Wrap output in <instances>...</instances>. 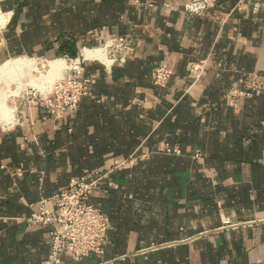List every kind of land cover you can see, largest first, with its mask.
<instances>
[{
  "label": "crops",
  "instance_id": "obj_1",
  "mask_svg": "<svg viewBox=\"0 0 264 264\" xmlns=\"http://www.w3.org/2000/svg\"><path fill=\"white\" fill-rule=\"evenodd\" d=\"M189 1L0 0L1 59L78 55L119 33L135 42L125 63L76 66L96 78L76 109L58 118L33 104L0 130V264H46L36 201L55 214L54 193L95 169H110L89 197L110 218L104 252L53 264L264 259V0ZM205 58L194 81L187 63ZM162 62L174 67L166 86L154 81ZM243 77L263 89L233 100Z\"/></svg>",
  "mask_w": 264,
  "mask_h": 264
},
{
  "label": "built area",
  "instance_id": "obj_2",
  "mask_svg": "<svg viewBox=\"0 0 264 264\" xmlns=\"http://www.w3.org/2000/svg\"><path fill=\"white\" fill-rule=\"evenodd\" d=\"M247 1L250 0H239L237 7L243 9ZM214 3L215 0H191L187 7L191 11H203ZM166 5H170V2ZM100 45L105 47L106 60L99 57H93L90 60H97L107 68H111L118 62L125 63L135 53V42L131 33L111 35ZM81 57L80 52L74 58L75 61L71 67H75V63H81V59L86 60ZM208 65L207 58L190 60L187 63V69L194 76V81H198ZM75 69L55 80L35 104L42 106L52 116L58 118L63 117L67 111L76 109L82 98L89 93L91 84L96 78L93 75H81ZM173 73L174 67L171 63H159L155 70L154 81L158 85L166 86ZM241 81L242 86L231 85L228 89V94L233 100L263 89L262 81L255 77H243ZM133 160L135 157L128 162ZM126 162L116 159L114 166ZM109 171L110 169H95L85 175L73 177L68 187L57 191L52 196L57 206L55 214L50 212L46 198L36 201L37 209L28 217V220L49 226L51 251L46 264H53L63 251H68L74 259H80L90 253L104 252L110 218L105 211L90 202L89 197L95 186ZM251 264H264V259Z\"/></svg>",
  "mask_w": 264,
  "mask_h": 264
},
{
  "label": "rangeland",
  "instance_id": "obj_3",
  "mask_svg": "<svg viewBox=\"0 0 264 264\" xmlns=\"http://www.w3.org/2000/svg\"><path fill=\"white\" fill-rule=\"evenodd\" d=\"M23 56L30 60L32 66L14 63V59ZM75 57L62 54L55 56L19 54L8 58L2 57V59L0 57V104L1 101L6 99L7 104L15 108L13 118L7 121L6 116L1 113L0 105V130L10 127L8 124L16 123L18 117L20 118L31 105L35 104L39 97L48 91L55 80L75 69L80 64L75 63V67H71ZM56 58H64L70 68H64L65 70L61 69L56 74L55 72L50 74L49 62ZM48 74H50L49 77Z\"/></svg>",
  "mask_w": 264,
  "mask_h": 264
},
{
  "label": "bare ground",
  "instance_id": "obj_4",
  "mask_svg": "<svg viewBox=\"0 0 264 264\" xmlns=\"http://www.w3.org/2000/svg\"><path fill=\"white\" fill-rule=\"evenodd\" d=\"M81 54L83 55L84 58L87 57L85 59L99 57L103 60H106L105 47L102 45L84 46L81 50ZM14 63H17L18 65L27 64V65L32 66V63L30 62V60H28V58L25 56L14 59ZM49 64H50V74L51 73L53 74L54 72L56 74L61 69L70 68V65H68V63L66 62L64 58H56L55 60L50 61ZM50 74H48V77L50 76ZM6 101H7L6 99L1 101L0 105H1V113H3L6 116V120L8 121L13 118L15 108L9 106Z\"/></svg>",
  "mask_w": 264,
  "mask_h": 264
},
{
  "label": "trees",
  "instance_id": "obj_5",
  "mask_svg": "<svg viewBox=\"0 0 264 264\" xmlns=\"http://www.w3.org/2000/svg\"><path fill=\"white\" fill-rule=\"evenodd\" d=\"M73 52H74V53L72 54V57H75V56H77V55H75V54H76V53H75L76 51H75V50H73Z\"/></svg>",
  "mask_w": 264,
  "mask_h": 264
}]
</instances>
